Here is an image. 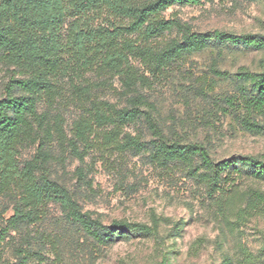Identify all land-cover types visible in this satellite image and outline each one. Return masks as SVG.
<instances>
[{"label": "rangeland", "instance_id": "obj_1", "mask_svg": "<svg viewBox=\"0 0 264 264\" xmlns=\"http://www.w3.org/2000/svg\"><path fill=\"white\" fill-rule=\"evenodd\" d=\"M162 17L198 33L264 36V0L176 4ZM106 19L98 18L95 26L108 27ZM175 37H180L177 28L152 44L158 49ZM129 60L137 76L132 90L122 76L100 64L79 76L63 73L54 81L57 100L54 105L42 101L39 112H45L52 125L60 114L67 139L54 134L47 145L51 158L37 173L63 186L86 217L106 227L116 220L146 224L154 234L102 242L55 197L33 214L11 220L20 196L0 188V264H224L227 258L241 264L247 254L251 264H264V202L251 215L238 217L249 192L264 194V179L238 163L242 171L223 184L232 198L229 215L224 216L216 194L200 176L199 158L191 167L180 161L161 166L154 160L156 137L145 120L150 113L166 139L201 146L215 163L248 156L264 160V112L252 115L257 127L246 126L245 109L227 101L240 99L242 71H264V47L213 40L161 69L133 55ZM11 77L21 78L13 67L1 65L0 98L6 96ZM73 84L87 86L89 94H78ZM138 95L150 106L140 105V118L124 131L139 136L144 150L113 145L108 125L97 128L86 146L79 142L80 152L72 151L71 128L86 106L107 101L117 108L132 107ZM39 143L21 149L22 166L37 154Z\"/></svg>", "mask_w": 264, "mask_h": 264}, {"label": "trees", "instance_id": "obj_2", "mask_svg": "<svg viewBox=\"0 0 264 264\" xmlns=\"http://www.w3.org/2000/svg\"><path fill=\"white\" fill-rule=\"evenodd\" d=\"M203 0H0V66L13 67L20 79L11 77L6 96L0 98V188L13 189L20 198L15 205L11 220L27 217L44 202L57 198L72 218L82 222L93 237L107 242L114 236L151 235L152 226L113 221L109 227L82 214L78 203L57 181L44 173L38 174L51 158L47 149L56 134L66 140L64 121L60 114L50 124L48 115L39 112V104L46 101L54 105L57 88L54 81L63 73H86L96 64L107 66L124 78L125 86L133 89L137 77L129 56L140 57L153 68H164L175 60L207 48L212 41L264 47V36L236 35L216 31L198 33L191 28L166 21L162 15L176 4H198ZM108 27L95 26L98 18L105 17ZM179 30L180 37L170 38L158 49L152 42L165 32ZM135 36V38H132ZM141 41V45L136 43ZM241 97L227 100L239 110L245 109L246 126L257 127L252 119L255 113L264 112V71L241 73ZM74 91L89 94L87 86L73 84ZM140 105L150 103L138 95L132 107L117 108L105 101L92 102L73 122V138L69 146L74 153L80 152L78 143L88 144L97 128L112 126L107 138L118 148L144 150L146 144L139 136L125 132L124 127L135 123L141 115ZM145 120L156 137L152 143V157L161 166L180 161L194 166L200 159V173L222 215L230 212L232 198L226 196L223 184L233 174H239L238 163L250 168L253 176L264 179V160L248 156L222 160L215 163L209 152L196 144L170 141L150 113ZM40 142L37 154L20 162L21 149L29 143ZM246 205L238 217L251 215L264 202L260 191L249 192ZM24 207L28 209H24ZM15 220V221H16ZM241 264H251L247 254ZM165 262V260H164ZM224 264H232L227 258Z\"/></svg>", "mask_w": 264, "mask_h": 264}]
</instances>
